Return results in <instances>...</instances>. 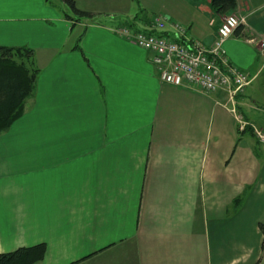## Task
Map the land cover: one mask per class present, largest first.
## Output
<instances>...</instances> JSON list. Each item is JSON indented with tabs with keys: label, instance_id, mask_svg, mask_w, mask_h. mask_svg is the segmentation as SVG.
<instances>
[{
	"label": "crops",
	"instance_id": "1",
	"mask_svg": "<svg viewBox=\"0 0 264 264\" xmlns=\"http://www.w3.org/2000/svg\"><path fill=\"white\" fill-rule=\"evenodd\" d=\"M74 1L93 17L0 0V47L32 49L39 70L0 143V254L45 243L37 264H264L253 131L226 93L163 83L152 54L115 31L148 32L162 15L210 47L228 14L212 0ZM231 14L246 20L225 50L247 91L264 73V0ZM241 99L237 115L254 110Z\"/></svg>",
	"mask_w": 264,
	"mask_h": 264
},
{
	"label": "built area",
	"instance_id": "2",
	"mask_svg": "<svg viewBox=\"0 0 264 264\" xmlns=\"http://www.w3.org/2000/svg\"><path fill=\"white\" fill-rule=\"evenodd\" d=\"M229 20H235L236 25L229 24ZM245 24V18L235 14L226 16L216 41L210 47L189 37L184 26L169 22L162 15L152 18L148 32L135 31L130 27L115 31L125 40L152 54V62L163 83L201 94L226 93L240 129L244 131L251 127L257 140L264 145V131L243 122L237 115L236 98L250 85L251 80L231 63L225 50L227 41Z\"/></svg>",
	"mask_w": 264,
	"mask_h": 264
},
{
	"label": "trees",
	"instance_id": "3",
	"mask_svg": "<svg viewBox=\"0 0 264 264\" xmlns=\"http://www.w3.org/2000/svg\"><path fill=\"white\" fill-rule=\"evenodd\" d=\"M59 1L79 18L93 17L92 14L79 10L74 0ZM211 6L217 14H231L237 7V0H212ZM38 72L32 49L0 47V134L8 131L23 116L27 101L35 91ZM240 201L237 200V203ZM259 227L264 237V225L260 224ZM262 249L264 251V238ZM46 253L45 243L23 247L0 254V264H37L45 259Z\"/></svg>",
	"mask_w": 264,
	"mask_h": 264
},
{
	"label": "rangeland",
	"instance_id": "4",
	"mask_svg": "<svg viewBox=\"0 0 264 264\" xmlns=\"http://www.w3.org/2000/svg\"><path fill=\"white\" fill-rule=\"evenodd\" d=\"M55 2V0H52ZM67 10L70 12L69 8L65 6ZM232 15V14H228ZM245 96L247 99L246 101L251 103V106L254 108V110H244L243 114L238 113L239 117H241L243 122H246L250 126H255L259 130H263L261 128H264V73L253 83V85L244 90V92L240 93L238 97L236 98V103L241 101V97ZM256 105V106H255ZM251 108V107H250ZM232 109V106L229 107V110ZM238 123V122H237ZM239 124V123H238ZM240 127V126H239ZM252 130L251 127H248ZM246 131V130H245ZM247 133L243 134L242 137L249 138L251 140V135ZM256 136V135H254ZM9 141V133L8 131L0 134V143L1 144H8ZM258 154L262 157V160H264V145H257Z\"/></svg>",
	"mask_w": 264,
	"mask_h": 264
},
{
	"label": "clouds",
	"instance_id": "5",
	"mask_svg": "<svg viewBox=\"0 0 264 264\" xmlns=\"http://www.w3.org/2000/svg\"><path fill=\"white\" fill-rule=\"evenodd\" d=\"M229 24L235 26L236 25V21L235 20H229Z\"/></svg>",
	"mask_w": 264,
	"mask_h": 264
}]
</instances>
